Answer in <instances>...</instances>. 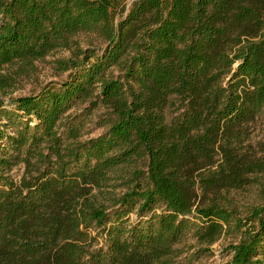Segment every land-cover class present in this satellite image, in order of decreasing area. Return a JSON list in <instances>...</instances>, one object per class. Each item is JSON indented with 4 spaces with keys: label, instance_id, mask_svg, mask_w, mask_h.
<instances>
[{
    "label": "trees",
    "instance_id": "16d2710c",
    "mask_svg": "<svg viewBox=\"0 0 264 264\" xmlns=\"http://www.w3.org/2000/svg\"><path fill=\"white\" fill-rule=\"evenodd\" d=\"M75 47L65 81L0 104V264H190L188 237L225 236L264 264V202L224 195L264 188V0H0L1 92Z\"/></svg>",
    "mask_w": 264,
    "mask_h": 264
},
{
    "label": "rangeland",
    "instance_id": "374dc122",
    "mask_svg": "<svg viewBox=\"0 0 264 264\" xmlns=\"http://www.w3.org/2000/svg\"><path fill=\"white\" fill-rule=\"evenodd\" d=\"M77 45L80 49L86 50L89 47H96L97 49L103 48V43L93 35L81 34L77 38ZM92 44L93 46H91ZM76 47L72 50H60L49 56L44 60L35 63V70L28 75L21 76L14 87L7 89L5 92L0 91V104L8 106V104L16 98L36 95L45 86L50 83H61L68 78L70 72L61 71L58 65L59 61H64L74 57ZM115 75L118 76L119 72L115 70ZM86 105H79L71 113L80 112ZM103 110L97 109L94 111L92 122L87 124L86 134L83 140L97 137L104 132V128L98 126L97 122ZM4 120L0 117V127L3 126ZM250 149L257 156H264V114L257 120L250 129V139L248 141ZM23 169L17 168L13 171L15 177L22 175ZM264 188L259 186L258 181L248 186L247 188L239 191H231L229 194L224 193L230 203L236 206L240 211L246 212L252 206L259 205L264 202L263 200ZM121 193V190H118ZM232 241H238L232 236H225L210 249H203L200 247L195 239L188 237L181 245L183 250V258L190 259V264H230L231 254L228 247Z\"/></svg>",
    "mask_w": 264,
    "mask_h": 264
}]
</instances>
